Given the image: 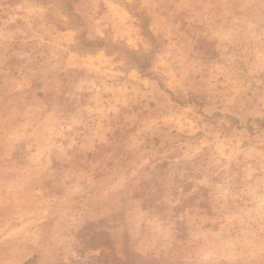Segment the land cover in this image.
<instances>
[{
	"label": "rangeland",
	"instance_id": "obj_1",
	"mask_svg": "<svg viewBox=\"0 0 264 264\" xmlns=\"http://www.w3.org/2000/svg\"><path fill=\"white\" fill-rule=\"evenodd\" d=\"M0 264H264V0H0Z\"/></svg>",
	"mask_w": 264,
	"mask_h": 264
},
{
	"label": "trees",
	"instance_id": "obj_2",
	"mask_svg": "<svg viewBox=\"0 0 264 264\" xmlns=\"http://www.w3.org/2000/svg\"><path fill=\"white\" fill-rule=\"evenodd\" d=\"M89 44V43H88ZM130 55L134 58V59H141V56L136 55L135 53H130ZM143 57V56H142ZM147 67V61H138V68L141 69L142 71H144Z\"/></svg>",
	"mask_w": 264,
	"mask_h": 264
}]
</instances>
